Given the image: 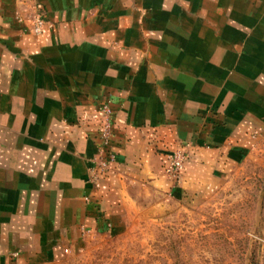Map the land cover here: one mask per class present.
Wrapping results in <instances>:
<instances>
[{
  "label": "crops",
  "instance_id": "0c3cea01",
  "mask_svg": "<svg viewBox=\"0 0 264 264\" xmlns=\"http://www.w3.org/2000/svg\"><path fill=\"white\" fill-rule=\"evenodd\" d=\"M262 133L264 0H0V264L118 230L142 191L209 193Z\"/></svg>",
  "mask_w": 264,
  "mask_h": 264
},
{
  "label": "rangeland",
  "instance_id": "374dc122",
  "mask_svg": "<svg viewBox=\"0 0 264 264\" xmlns=\"http://www.w3.org/2000/svg\"><path fill=\"white\" fill-rule=\"evenodd\" d=\"M48 264H264V133L209 193L142 191L118 230Z\"/></svg>",
  "mask_w": 264,
  "mask_h": 264
},
{
  "label": "built area",
  "instance_id": "2783aa9c",
  "mask_svg": "<svg viewBox=\"0 0 264 264\" xmlns=\"http://www.w3.org/2000/svg\"><path fill=\"white\" fill-rule=\"evenodd\" d=\"M45 22L46 19L42 11L36 9L32 16V24L30 25L31 31L33 33H38ZM101 110L103 117L100 130V142L98 145V161L97 166L94 167V175L98 172L96 169L102 171L108 168L109 161L114 158L113 153L110 151H106L105 154V145L109 142L111 135V112L107 105H102ZM186 155L187 151L182 148H176L167 154V162L164 169L172 180L178 181L180 178V172L183 168Z\"/></svg>",
  "mask_w": 264,
  "mask_h": 264
}]
</instances>
